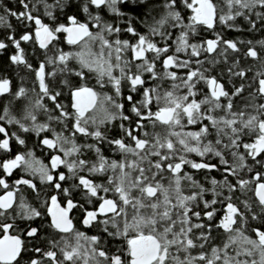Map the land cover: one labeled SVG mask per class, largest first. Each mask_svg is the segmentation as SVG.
Instances as JSON below:
<instances>
[{"label": "snow or ice", "instance_id": "obj_1", "mask_svg": "<svg viewBox=\"0 0 264 264\" xmlns=\"http://www.w3.org/2000/svg\"><path fill=\"white\" fill-rule=\"evenodd\" d=\"M0 53V264H264V0H11Z\"/></svg>", "mask_w": 264, "mask_h": 264}, {"label": "trees", "instance_id": "obj_2", "mask_svg": "<svg viewBox=\"0 0 264 264\" xmlns=\"http://www.w3.org/2000/svg\"><path fill=\"white\" fill-rule=\"evenodd\" d=\"M0 3L9 4V6H10L11 0H0ZM13 23H15V21H13ZM229 35H234V34L230 33ZM3 56H4V54L0 53V60H3ZM37 155H39V153H37ZM77 226L80 227V225H77Z\"/></svg>", "mask_w": 264, "mask_h": 264}]
</instances>
